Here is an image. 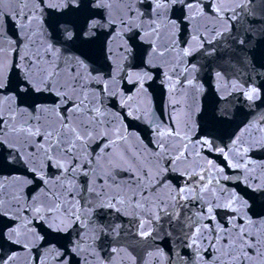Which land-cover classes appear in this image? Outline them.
Wrapping results in <instances>:
<instances>
[{
	"label": "snow or ice",
	"instance_id": "6c2138e0",
	"mask_svg": "<svg viewBox=\"0 0 264 264\" xmlns=\"http://www.w3.org/2000/svg\"><path fill=\"white\" fill-rule=\"evenodd\" d=\"M118 2L120 4L126 3L124 14L119 17V23L122 26L121 31H131L136 27L144 31L143 22L139 25L135 23L138 14L143 15L141 10L135 7L137 0H118ZM138 2L144 4L146 0H138ZM3 3L4 0H0V5ZM15 3L22 7L13 9L12 12H5L0 8V90L8 86L7 73L13 69L19 70L17 78L13 82L12 92L10 94L0 92L4 97L3 100H0V150H10L9 156L0 160V164L7 166L12 161H15L16 164H22L26 171L31 173L30 178L26 176L22 183L25 185L32 184L34 181H39V183H37L35 191L28 195L23 206L18 203L21 199L20 193H14L8 200L0 198V224L4 225L3 229H0V240L20 244L31 251L29 243L25 242L29 240V234L35 233V237L32 239H43L39 236L36 228L30 226L33 221H41L53 231H62L69 223L74 224L82 219L79 214L80 209L62 199L64 191H54L48 187L51 177L46 176L45 167H55L59 170V174L53 183L57 188L65 189V185L58 182L59 177L64 176L66 173L74 174L77 168L81 166L73 164L66 167L65 164L61 163V160L67 156H72L74 152L78 153L80 148L86 147L96 137L104 136L106 139L98 145L97 150L102 154L100 159L108 165L109 169L135 173L136 184L144 191L147 190L145 182L150 184L155 177L150 176L143 168L139 170L133 168L132 166L137 164L135 158L129 160L120 155H113V150L119 146V142L124 140L125 137L119 135L116 139H112L107 133L100 132L98 126L101 124L102 112L100 107L97 106L96 96L92 95L91 99L89 98L86 81L89 77H92V73H86L87 65L85 62L78 58L65 57L64 63L61 65L57 63L61 59L60 50L54 43L48 42L44 46L42 42L33 39L38 31L41 35L44 34L43 13L45 9L59 11L65 8H79L81 7V0H15ZM113 3L114 0H91L90 5H85V7L90 6L101 9L107 18V23L114 24L116 21L111 19L112 13L110 11ZM29 5H32V7H29ZM147 8L150 13H154L158 20L167 18L171 11L178 12L179 16L176 19H168V23L177 30L179 29L178 21L181 19L192 21L205 16L218 19L226 10L224 0H207L206 4L203 0H150ZM96 15H101V13L98 12ZM98 26L103 27L105 25L90 20L83 35H95L93 29ZM159 27L160 25L153 21L151 31L158 32ZM212 34L214 36L218 35L215 29H212ZM63 36L66 40H71L73 33L65 28ZM191 40L200 42L202 46L206 38L193 35ZM5 42L8 44V49L4 47ZM38 43L40 47L34 48ZM175 43L176 40L174 39L173 46H175ZM13 45L16 46L12 47ZM41 47L43 51H41ZM9 50L15 53V57L11 61L4 55ZM132 50V47L125 46L123 47V54L130 56ZM152 52H156V49L152 48ZM191 53L192 48L189 41H185V47L180 49V54L181 56H189ZM65 71L70 79L63 78ZM92 78L96 79L98 83L102 80L99 74ZM150 78L146 71L136 72L131 77L125 72L121 80L132 83L137 90H141L144 89L145 80ZM185 80L190 87L194 86L191 79L185 77ZM109 82L116 83L115 77L110 76ZM144 90L146 91V89ZM96 91L100 93L107 91L109 96L121 97L122 103L120 106L128 108L126 116L134 119L141 118L137 114L139 110L132 109L128 103L132 99L130 95L125 97L123 93L110 87L109 83H104L103 87L98 88ZM45 92L56 96V99L52 101L54 108L64 105L63 113L59 117L62 125L60 129L53 128L41 131L40 128L34 127L28 119L24 118L25 113L32 118H36V112L43 113L49 110L41 104H24L26 97ZM244 95L248 101L252 102L260 97V90L252 87L245 91ZM17 97L20 99L19 104L16 103ZM6 102L7 107H5ZM260 131L264 132V127ZM157 135L163 137L165 133L157 130ZM166 135L178 137L180 134L170 129ZM33 137H39V140L37 141ZM196 143L199 147L206 146L210 150L218 151L224 156L225 160L229 161L230 167L243 169L249 176L255 171V164L254 161L247 158V153L252 148H264V138L245 145L237 137L233 141L234 147L229 151H234L241 159L233 163L229 159L228 152H225L224 148H214L209 138L202 137ZM29 144L35 147L34 152L27 153L23 150ZM159 146L162 150L165 147L163 143H160ZM109 156L112 158L109 159ZM182 158L187 159L181 150L176 154L175 161L179 162ZM208 165L212 166L211 160L208 161ZM99 166L103 167V164ZM261 168L264 169V165H261ZM82 170L86 175L87 170ZM220 171H223V169H220ZM106 175L112 178L110 172ZM16 179L20 180V177ZM200 179L205 180V176L201 175ZM245 179H247V176ZM211 184L212 179L209 177L205 184L200 185V190L205 193H214L215 190L209 187ZM6 187V185L0 184V190ZM251 187L253 191H264V184ZM183 191L181 189L180 193H183ZM41 193H43V199H41ZM140 195H143V192ZM116 203L124 204L125 200L121 198ZM135 205L137 208H143L139 201H136ZM100 206L116 207V204L109 200L107 205L101 204ZM248 206V202L236 194L229 196L223 203L216 200L210 201L206 212L197 222L194 231L190 233L191 243L187 246L192 248L193 252L199 256L201 244L206 241L208 247L214 249L217 253L214 257L217 264H264V231L261 230L260 223L254 222L251 217L247 216L246 212L242 211ZM23 207H26L30 213L28 217L22 216ZM214 208H223L234 213V215L227 217L230 226L216 221ZM117 211H119L118 208ZM246 217L247 219H245ZM205 219L211 221V223H202ZM238 220L239 222H237ZM8 221H12V223L9 224ZM49 221L52 222L49 223ZM140 229L142 237L150 235V230H145L143 225L140 226ZM113 231H115V227ZM209 235L212 236L210 240L207 239ZM90 248L91 245L85 246V242L81 237L71 248H67L63 252L57 250L55 255L60 258V264H71L73 260H76V257H82V264H90L89 255H92V252H89V255H84ZM112 251L116 252L117 249L113 248ZM16 259L15 254L0 257V264H12ZM35 264H45V262L37 256L35 257ZM77 264H80V262L78 261ZM157 264H159V261H157Z\"/></svg>",
	"mask_w": 264,
	"mask_h": 264
},
{
	"label": "water",
	"instance_id": "95a60500",
	"mask_svg": "<svg viewBox=\"0 0 264 264\" xmlns=\"http://www.w3.org/2000/svg\"><path fill=\"white\" fill-rule=\"evenodd\" d=\"M203 2L206 4L207 0ZM148 3L150 0L144 4L137 0L135 4L143 13L138 14L135 23L143 22L144 31L139 27L121 31L119 17L124 14L126 3H113L122 47L133 49L130 56L124 55L129 76L146 71L151 77L144 82L146 91L137 90L131 83L134 99L185 264H217V253L206 241L201 244L199 256L187 246L191 243L190 233L210 201L223 203L232 194L248 202L242 211L260 223L264 231V191H253L251 187L264 184V148H252L247 153L255 164V171L249 176L243 169L230 167L218 151L199 147L196 142L209 138L214 148H224L234 163L241 157L229 149L237 137L245 145L264 138L260 131L264 127V0H224L226 10L220 18L181 19L178 30L168 23L169 18L179 16L178 12L171 11L167 18L158 20L149 12ZM153 21L160 25L158 32L151 31ZM212 29L218 35L214 36ZM193 35L206 38L202 46L191 40ZM185 41L192 48L189 56L180 54ZM185 77L193 81V87ZM252 87L260 90V97L250 102L244 92ZM170 129L180 135H166ZM157 130L165 135L158 136ZM160 143L165 146L163 150ZM181 150L187 159L176 162L175 156ZM209 160L212 166L208 165ZM201 175L205 180L200 179ZM209 177L214 193L200 190ZM213 212L217 222L230 226L227 217L234 213L223 208H214ZM202 223L211 221L205 219Z\"/></svg>",
	"mask_w": 264,
	"mask_h": 264
}]
</instances>
